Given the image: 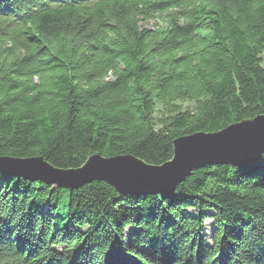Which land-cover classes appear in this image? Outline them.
I'll use <instances>...</instances> for the list:
<instances>
[{
  "label": "trees",
  "instance_id": "16d2710c",
  "mask_svg": "<svg viewBox=\"0 0 264 264\" xmlns=\"http://www.w3.org/2000/svg\"><path fill=\"white\" fill-rule=\"evenodd\" d=\"M257 115L264 0H0V157L159 165ZM0 264H264V153L137 196L0 171Z\"/></svg>",
  "mask_w": 264,
  "mask_h": 264
},
{
  "label": "water",
  "instance_id": "95a60500",
  "mask_svg": "<svg viewBox=\"0 0 264 264\" xmlns=\"http://www.w3.org/2000/svg\"><path fill=\"white\" fill-rule=\"evenodd\" d=\"M264 153V115L232 123L215 132H195L172 141L171 158L148 164L131 154L89 155L77 168H56L41 156L0 157V171L47 184L77 189L93 182L113 187L119 194H166L205 165H246Z\"/></svg>",
  "mask_w": 264,
  "mask_h": 264
},
{
  "label": "bare ground",
  "instance_id": "6f19581e",
  "mask_svg": "<svg viewBox=\"0 0 264 264\" xmlns=\"http://www.w3.org/2000/svg\"><path fill=\"white\" fill-rule=\"evenodd\" d=\"M137 196V195H136Z\"/></svg>",
  "mask_w": 264,
  "mask_h": 264
},
{
  "label": "rangeland",
  "instance_id": "374dc122",
  "mask_svg": "<svg viewBox=\"0 0 264 264\" xmlns=\"http://www.w3.org/2000/svg\"><path fill=\"white\" fill-rule=\"evenodd\" d=\"M209 224V223H208Z\"/></svg>",
  "mask_w": 264,
  "mask_h": 264
}]
</instances>
